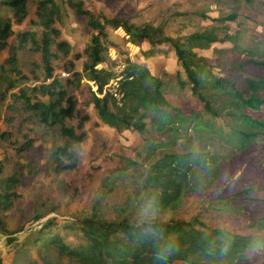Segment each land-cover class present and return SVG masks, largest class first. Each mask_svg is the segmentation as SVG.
<instances>
[{
  "label": "trees",
  "instance_id": "trees-1",
  "mask_svg": "<svg viewBox=\"0 0 264 264\" xmlns=\"http://www.w3.org/2000/svg\"><path fill=\"white\" fill-rule=\"evenodd\" d=\"M237 1L239 6L214 19L196 13L214 25L171 37L165 24H134L120 13L88 8L83 0H0L19 26L13 31L10 19L0 15L2 121L15 123L22 136L11 144L18 157L30 153L32 127L55 139L50 164L29 158L0 177L7 264H164L155 253L165 241L176 245L167 264H264L263 22L257 31L264 0ZM70 23L83 38L81 49L61 37ZM118 30L127 40L147 43L145 59L170 52L171 72L160 71L162 79L128 57L116 72L109 50L124 54L113 40L122 41ZM215 45L228 47H213L212 61L195 52ZM27 54L33 59L23 60ZM56 68L65 76L55 75ZM83 87L79 100L76 91ZM86 107L115 136L133 135L130 154L116 147L107 158L110 168L99 167L102 190L88 212H74L61 223L47 219L21 240L13 238L24 226L10 229L8 212L37 222L59 210L61 203L50 197L56 195V180H63L66 204L72 202L73 180L61 175L78 166L76 151L86 142L90 123ZM0 141L10 142V132L0 130ZM2 168L0 163V174ZM42 171L52 174L47 185L52 192L40 185V197L28 201L27 212L18 190L30 189L32 195ZM118 183L124 199L108 216L103 200ZM149 205L157 213L154 226L163 233L159 243L145 237L139 225Z\"/></svg>",
  "mask_w": 264,
  "mask_h": 264
},
{
  "label": "rangeland",
  "instance_id": "rangeland-1",
  "mask_svg": "<svg viewBox=\"0 0 264 264\" xmlns=\"http://www.w3.org/2000/svg\"><path fill=\"white\" fill-rule=\"evenodd\" d=\"M86 7L94 8L95 11H103L108 15L115 13H120L121 15L127 17L131 23L134 24H153L160 25L165 24L167 34L171 37H177L180 35H187L192 32L197 31L200 28H208L214 25L210 20H200L196 13L201 11L204 13L208 19L217 18L219 15L226 14L230 12L231 8H235L240 5L237 0H83ZM228 5H231L228 7ZM184 14L180 16L179 14ZM0 15L5 16L10 19L12 24L13 31H17L18 25L15 22L13 13L10 10H7L4 6L0 5ZM260 25L257 26V31H260L263 27L264 21L258 19ZM28 19H26L23 24L26 25ZM263 22V23H262ZM230 28L234 27V24L230 23ZM67 26V27H66ZM62 30L61 37L66 39L71 44H75L78 49L82 48V37H79L75 31L74 23L67 24ZM121 40L113 39L116 43L119 44L120 48L123 50L124 54L122 56L115 54L112 49L109 50V56L117 61V67L115 68L116 72H119L123 69L122 59L128 57L131 61L137 62L145 65L152 74H159L160 78H164L163 73L160 71L171 72L174 65V58L170 56V52L166 57L155 56L148 59H145L142 55V52L148 48L146 42L137 44L133 40H127L121 30L115 32ZM223 46V45H221ZM220 45L212 46L209 49L205 50H196L198 54L204 56L208 61L213 60L212 48L221 47ZM223 47H228L224 45ZM32 60V54H27L24 56L23 60ZM164 66H160V65ZM27 71V68H23ZM75 69L79 70V64L76 63ZM54 74L60 75L62 77L65 74L58 68L54 70ZM111 85H114V82H110ZM76 91L77 99H84L86 88H79ZM94 88H92V91ZM81 92V94H79ZM86 113L90 116V123L86 126L87 130V140L83 143L76 153L82 152V155L78 156V166L76 170L72 173H62L61 177L70 180L72 179V187L75 190L70 189L69 192L74 194L72 197V202L67 201V190L63 189L61 183L63 180H56L54 183V190L56 195L52 194L50 197L53 201L61 203L59 210L57 212H49L42 219L37 222L24 221V217L19 214L11 215L8 212L9 216L7 217L8 225L10 229H15L20 226H24V231L18 233L13 238L21 240L25 235V231H30L35 228H38L44 221L50 218H55L57 223L62 221L70 220L72 213L76 212H88L91 205L92 198L95 199L98 193H101L102 188L100 187V181L98 177V169L107 170L111 164L107 158L111 154L114 148L120 147V150H124L126 154H130L128 150L130 145L134 141V137L130 132H124L118 136H115L111 129H108L100 125L98 119L95 117L93 111L90 107H86ZM3 116V104H0V130L8 131L11 134V141H0V163L2 165V174L0 177H6L16 170L18 166L25 165L27 159L32 158L37 161L38 165L50 164L52 162V152L55 145V139L52 135H44V130L41 127H32L31 137L34 140L33 150L26 154L18 157L14 151V148L11 144L13 141L20 142L22 136L20 133L16 132L15 123L8 124L2 121ZM25 130H30L29 126L25 127ZM18 165V166H17ZM49 170V169H48ZM52 181V174L49 172L46 174V171H42L36 180L35 187L33 188L32 195L28 194L29 191L18 190L22 192L24 196V203L20 206L24 207L25 211H29L31 204L28 201L37 199L39 193L36 189L42 186V188H47L48 193H51V189L47 185ZM28 190V189H27ZM124 193L122 192V185L119 186V183L111 194L107 195L103 200L104 208L106 215H111L112 205L120 204L123 202ZM44 213V212H42ZM25 224V225H24ZM71 233V232H70ZM66 239H73V236L66 235ZM6 255V254H5ZM3 256L4 264L10 262V249L9 253L6 256ZM35 259H39L36 253H33ZM59 264H69L67 261H60Z\"/></svg>",
  "mask_w": 264,
  "mask_h": 264
},
{
  "label": "clouds",
  "instance_id": "clouds-1",
  "mask_svg": "<svg viewBox=\"0 0 264 264\" xmlns=\"http://www.w3.org/2000/svg\"><path fill=\"white\" fill-rule=\"evenodd\" d=\"M82 154V152L77 153L78 156ZM141 215L142 218L139 221V225H143V228L141 229L142 234L145 237L153 238L157 243L163 240V233L158 231L157 226H154L157 213L154 209H152L151 205H149ZM175 250L176 245L174 243L165 241L157 247L155 256L157 259L163 261L164 264H167L168 258Z\"/></svg>",
  "mask_w": 264,
  "mask_h": 264
},
{
  "label": "crops",
  "instance_id": "crops-1",
  "mask_svg": "<svg viewBox=\"0 0 264 264\" xmlns=\"http://www.w3.org/2000/svg\"><path fill=\"white\" fill-rule=\"evenodd\" d=\"M7 239L4 234L0 232V256L3 257L5 254L9 253V248L7 246ZM5 255V256H6Z\"/></svg>",
  "mask_w": 264,
  "mask_h": 264
}]
</instances>
